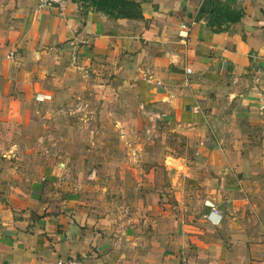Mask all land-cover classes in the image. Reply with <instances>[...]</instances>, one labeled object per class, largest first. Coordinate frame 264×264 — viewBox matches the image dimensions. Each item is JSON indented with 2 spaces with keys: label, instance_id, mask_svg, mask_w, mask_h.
Here are the masks:
<instances>
[{
  "label": "crops",
  "instance_id": "crops-1",
  "mask_svg": "<svg viewBox=\"0 0 264 264\" xmlns=\"http://www.w3.org/2000/svg\"><path fill=\"white\" fill-rule=\"evenodd\" d=\"M129 1L0 0V264H264V0H214L243 14L222 32L207 0Z\"/></svg>",
  "mask_w": 264,
  "mask_h": 264
},
{
  "label": "rangeland",
  "instance_id": "rangeland-1",
  "mask_svg": "<svg viewBox=\"0 0 264 264\" xmlns=\"http://www.w3.org/2000/svg\"><path fill=\"white\" fill-rule=\"evenodd\" d=\"M78 96H82V95H78ZM81 99L82 100H77V103L88 104L90 106L89 112L91 111L92 107L94 109L95 108L97 109L98 107H100V101L95 99V98L85 99V98L81 97ZM86 114H88V113L86 112ZM86 114L74 115V116L67 115L68 117L65 116V117H58V118L62 119L63 121L64 120L67 121V120H72L76 116L83 118L84 115H86ZM41 117H43V116H41ZM54 119L55 118L51 116V118H47L46 120L52 121ZM41 120H42V118H41ZM73 120L80 122L79 119H77V118H75ZM63 121H61V122H63ZM149 123L150 122L146 121V118H145L144 125H147V126H145V132L143 131L141 134L140 141L148 143V141H149L148 139L150 136V138L152 139L150 143L161 142V146H163V144H165V143H169L168 145H172L174 147L173 149H176V151L179 152L178 148H180V146H181V139H180L181 135H177V133H176L173 136H170V135L167 136V134H165V136H163V134H164L163 128H162L163 126H161V130L159 132L161 137L158 134V129L156 130L157 134L153 133L150 135L148 133V131H146ZM43 125H48V124L44 123ZM39 132L40 131H38L37 129L32 128L29 132V137L26 138V140H25V144H22L23 146L30 144V146H28L26 149L25 148L24 149H19V148L15 149V151H13L14 153L10 154L11 158L14 162L17 160H19L18 162H20V158L22 157L23 158V164H25L26 166L28 165L27 169L29 171H33L35 174H36L37 170H39V167H41L43 165L42 161L44 159H46L49 155H51V152H52L50 147H48L47 145L42 144L40 142V139H43V140L47 139V137H43V136H45L46 133H43V132L39 133ZM15 135H17V134H15ZM44 143H45V141H44ZM44 145H45V147H44ZM162 151H163V153H161V158H163L166 154L168 155L170 153L169 151H166V150L165 151L162 150ZM45 161H48V160L46 159V160H44V162ZM157 167H158V169L160 168L163 173H166L164 165H157ZM194 199L197 200V198H194ZM170 200H171V198H170Z\"/></svg>",
  "mask_w": 264,
  "mask_h": 264
},
{
  "label": "trees",
  "instance_id": "trees-1",
  "mask_svg": "<svg viewBox=\"0 0 264 264\" xmlns=\"http://www.w3.org/2000/svg\"><path fill=\"white\" fill-rule=\"evenodd\" d=\"M80 2L88 3L96 11L104 13L113 19L142 18L140 5L129 0H80ZM216 4L214 0H207L204 7L206 12H210L212 8H215L211 25H217L219 27L218 32H222L221 25L223 22L237 24L243 19L241 12L232 11L227 7H220V5Z\"/></svg>",
  "mask_w": 264,
  "mask_h": 264
},
{
  "label": "built area",
  "instance_id": "built-area-1",
  "mask_svg": "<svg viewBox=\"0 0 264 264\" xmlns=\"http://www.w3.org/2000/svg\"><path fill=\"white\" fill-rule=\"evenodd\" d=\"M67 3H68V0H39V6L42 10L57 9L61 13L66 9ZM183 28H185V26ZM189 73H190V70H189ZM89 108L90 106L88 104L78 103L73 108H69L67 110L63 108L61 112H64V114L69 115V116H74V115L86 114V112H89ZM40 142L43 144L44 140L40 139ZM59 264H63V263L60 262ZM67 264H82V263L78 261H71V262H68Z\"/></svg>",
  "mask_w": 264,
  "mask_h": 264
}]
</instances>
